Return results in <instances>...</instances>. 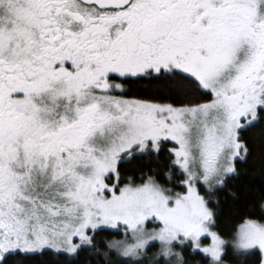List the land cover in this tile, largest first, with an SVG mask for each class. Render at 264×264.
<instances>
[{
  "label": "snow or ice",
  "instance_id": "snow-or-ice-1",
  "mask_svg": "<svg viewBox=\"0 0 264 264\" xmlns=\"http://www.w3.org/2000/svg\"><path fill=\"white\" fill-rule=\"evenodd\" d=\"M0 264H264V0H0Z\"/></svg>",
  "mask_w": 264,
  "mask_h": 264
}]
</instances>
